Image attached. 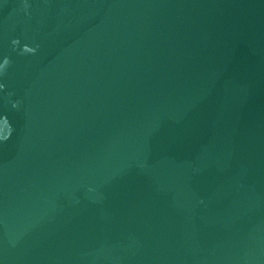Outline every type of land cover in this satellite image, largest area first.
Here are the masks:
<instances>
[{"label":"water","instance_id":"obj_1","mask_svg":"<svg viewBox=\"0 0 264 264\" xmlns=\"http://www.w3.org/2000/svg\"><path fill=\"white\" fill-rule=\"evenodd\" d=\"M0 264H264V0H0Z\"/></svg>","mask_w":264,"mask_h":264}]
</instances>
